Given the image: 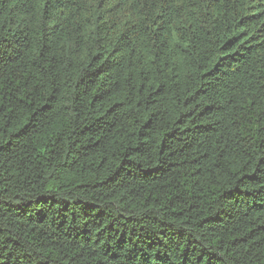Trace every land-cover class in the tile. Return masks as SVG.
<instances>
[{
	"label": "trees",
	"instance_id": "1",
	"mask_svg": "<svg viewBox=\"0 0 264 264\" xmlns=\"http://www.w3.org/2000/svg\"><path fill=\"white\" fill-rule=\"evenodd\" d=\"M0 264H264V0H0Z\"/></svg>",
	"mask_w": 264,
	"mask_h": 264
}]
</instances>
